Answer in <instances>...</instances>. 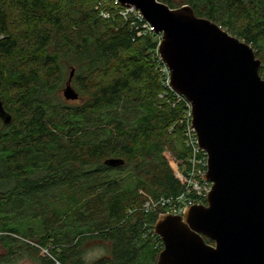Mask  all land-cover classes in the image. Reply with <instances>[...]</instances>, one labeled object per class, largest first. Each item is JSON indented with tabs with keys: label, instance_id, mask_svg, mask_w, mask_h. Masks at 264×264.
Listing matches in <instances>:
<instances>
[{
	"label": "trees",
	"instance_id": "obj_1",
	"mask_svg": "<svg viewBox=\"0 0 264 264\" xmlns=\"http://www.w3.org/2000/svg\"><path fill=\"white\" fill-rule=\"evenodd\" d=\"M158 1L243 40L264 76V0ZM143 24L113 0H0V101L11 116L0 120V264L20 252L42 264H156L153 225L165 211L143 203L181 192L164 152L182 166L190 150L185 104L161 83L150 60L159 35L138 36ZM72 69L79 103L67 105L55 95ZM88 241L104 253L86 260Z\"/></svg>",
	"mask_w": 264,
	"mask_h": 264
},
{
	"label": "water",
	"instance_id": "obj_2",
	"mask_svg": "<svg viewBox=\"0 0 264 264\" xmlns=\"http://www.w3.org/2000/svg\"><path fill=\"white\" fill-rule=\"evenodd\" d=\"M134 8L159 35L157 52L169 88L191 105V125L207 155L206 205L182 216L159 214L153 232L162 243L156 264H264V78L250 45L188 5L117 0ZM67 101L78 99L71 86ZM0 120L11 116L0 101ZM108 165L120 160L109 159ZM208 239L212 244L206 243Z\"/></svg>",
	"mask_w": 264,
	"mask_h": 264
},
{
	"label": "built area",
	"instance_id": "obj_3",
	"mask_svg": "<svg viewBox=\"0 0 264 264\" xmlns=\"http://www.w3.org/2000/svg\"><path fill=\"white\" fill-rule=\"evenodd\" d=\"M113 4L120 9V15L123 18L133 15L139 21L144 22V27L147 30L153 32L152 27L143 20L137 10L134 8L122 7L117 0H113ZM163 68L167 76L165 84L169 88V71L164 65ZM174 94L178 102H183L185 104V109L181 115L179 124L182 126L184 144L190 150L186 158V164L180 166L176 174L179 178L182 190L176 196H169L167 198L161 197L157 200L147 198L143 203V209L145 212L164 210V213L182 216L185 210L190 206L206 205L207 195L211 190L212 183L204 180L208 167L207 155L199 148L195 131L191 125V105L182 95L175 92Z\"/></svg>",
	"mask_w": 264,
	"mask_h": 264
},
{
	"label": "rangeland",
	"instance_id": "obj_4",
	"mask_svg": "<svg viewBox=\"0 0 264 264\" xmlns=\"http://www.w3.org/2000/svg\"><path fill=\"white\" fill-rule=\"evenodd\" d=\"M142 27H143V31L139 32L138 33V36H144L146 34L152 33L151 31L147 30L144 27V24L142 25ZM224 30H226V29L224 28ZM156 40L159 43L160 37L157 36ZM241 41H243V40H241ZM150 60L158 68V71H159V73L161 75V79H160L161 80V83L164 86H166L165 83H166L167 76L165 74L163 65H161V64H159L157 62V60L159 61L160 59H159V55H158V52L156 51V49L153 52L150 53ZM262 78H264V76H262ZM66 79H67V76H66ZM65 82H66V80L61 84V86L59 87L58 91L56 92L55 99L58 98V100H61V101L65 102L67 105H74V104L79 103V100H77V101H75V100L74 101H67V100H65L63 98V96H62V89L65 86ZM164 157H165V159H166L169 167L171 168V170H172V172L174 174V177L177 180H179L178 176L176 175L178 173V169L180 167L179 164L177 163V161L174 159V157L168 151H165L164 152ZM27 219L31 221L30 217H26L25 216L24 220H27ZM27 232H28L27 228L24 227L23 229H21L19 231V234L20 235H24ZM31 243H33V242H31ZM98 244H100V242H98V241H88L84 245V247H83L84 253L83 254H84V257H85L86 260H93L96 257H98V256H100L101 254L104 253L103 249ZM47 251H48L47 248H41V249H39V255L38 256L43 258V256L48 255L47 254ZM0 252L2 254H4L2 248L0 249ZM20 254L21 255L19 257H17V258L12 257L11 259H9V262H7L6 264H42L41 260L38 257H29V255H27V253H24V252H20Z\"/></svg>",
	"mask_w": 264,
	"mask_h": 264
}]
</instances>
